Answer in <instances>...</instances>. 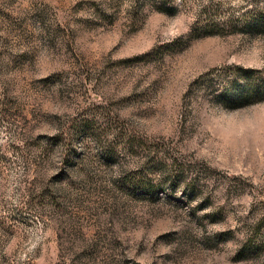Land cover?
<instances>
[{
  "label": "rangeland",
  "instance_id": "374dc122",
  "mask_svg": "<svg viewBox=\"0 0 264 264\" xmlns=\"http://www.w3.org/2000/svg\"><path fill=\"white\" fill-rule=\"evenodd\" d=\"M259 15L0 0V264H264Z\"/></svg>",
  "mask_w": 264,
  "mask_h": 264
},
{
  "label": "trees",
  "instance_id": "16d2710c",
  "mask_svg": "<svg viewBox=\"0 0 264 264\" xmlns=\"http://www.w3.org/2000/svg\"><path fill=\"white\" fill-rule=\"evenodd\" d=\"M207 9H205V14H210V16L206 19L207 21H205V23H203L202 26V30H205V33L208 34H214L217 31H219L218 29L221 27H225V25L227 24L226 20L224 18H222L221 16H219V18L216 17V15L218 14V12L213 11V13H210L211 10H209V12H206ZM216 17V18H215ZM229 23V22H228ZM202 24V23H201ZM248 25H250L249 27H259L264 29V16L259 15L258 18H255L254 22H250ZM200 27V26H198ZM237 86V84H236ZM235 86V87H236ZM239 87V86H237ZM239 93L242 97H246V96H251L254 93H264V83H258V84H254V87H247L245 86H240L239 88ZM241 99L238 100H233V98H231L229 101H237V102H233L234 104H231L232 108H238L240 106H238V103Z\"/></svg>",
  "mask_w": 264,
  "mask_h": 264
}]
</instances>
